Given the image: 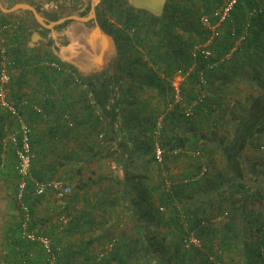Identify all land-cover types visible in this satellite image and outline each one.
Listing matches in <instances>:
<instances>
[{"label": "trees", "instance_id": "trees-1", "mask_svg": "<svg viewBox=\"0 0 264 264\" xmlns=\"http://www.w3.org/2000/svg\"><path fill=\"white\" fill-rule=\"evenodd\" d=\"M104 3L106 13L122 25L120 29L110 24L107 25L110 29L106 28L117 47L122 43V53L138 55L132 65L127 68L122 66V72L127 79L133 77V82L124 88L121 97L115 98L116 110H113L112 117H108L90 86L80 90L72 78L59 74L48 77V80L59 81L65 91L66 107L55 121L60 131L67 137L77 136L80 142H86L88 148L84 142L80 147L98 160H114L117 170L123 174L121 179L116 173L111 177L122 191L116 197L102 192L97 200L89 201V189L97 182L78 184L73 201L88 203L90 207L79 218H72L62 235L84 234L87 230L94 231L98 223L106 224L107 245H111L112 249L95 252L90 248L92 243L85 244L82 241L74 247L69 245L63 248L64 259L59 258L58 264H264V181L247 168L242 158L236 159L232 152L226 151L230 143L224 144V139L220 137L225 117H230L231 121L238 124V134L242 136H250L254 129L263 124V129L256 130L257 133L247 138L246 143L255 152L264 151V123L259 122L257 127H251L245 134L242 130L251 123V104L247 107L238 102L233 105L228 98L232 89L227 87L246 75L251 76V85L264 94V0H241L235 7L231 21L224 23V36L216 38L210 45L213 61L229 51L235 40L243 34L248 13H256L249 20L248 35L239 51L229 63L213 71L207 70L211 61L208 62L201 53L194 55L193 50L210 36L200 23L201 17L221 7L223 0H171L162 15L149 17L126 7V4H117L116 0H105ZM177 29H181V33ZM15 64L17 67L18 62L15 61ZM33 65L37 72L47 73L38 68L37 63ZM191 68L190 75L181 85L182 101L176 104L171 81L178 71L185 73ZM137 70L145 73L144 80H139L135 75ZM201 75L206 79L204 86L200 83ZM147 88L159 96L160 103L163 102L168 110L169 106L171 108L162 118V123L159 122L162 113L150 109L153 96L141 102L139 92L145 93ZM203 90L206 92L205 100L198 103L193 114L187 117L185 111ZM51 92L55 95L56 91ZM88 96L95 100L94 107L89 105ZM19 101L13 105L20 114L24 105H27L35 115L48 118L49 111L45 104L26 98ZM34 103L41 107L43 113L33 110ZM145 110L146 115L143 113ZM67 114L71 116L73 127L63 122ZM261 120L264 121V118ZM159 124L162 129L158 128ZM182 126L188 127L186 135L181 132L184 131ZM114 131L117 134L113 135ZM209 143L215 149H220L225 163L223 169L212 166L214 161L210 158L214 150L208 148ZM158 147L163 152L161 162L156 158ZM188 150V157L197 163L196 169L183 174L181 178L170 176L168 172L172 166ZM177 151L180 153L175 156ZM73 155L79 162L77 153ZM202 158L210 160L204 163L207 170L203 175V164L198 165ZM82 174L81 168H77L69 174V180L60 181L70 186L75 183V178L83 177ZM32 202L30 206L34 215ZM258 206L261 208L256 211L255 207ZM119 207L125 210L123 215L119 214ZM97 208H100L101 214L100 220L95 223L93 217ZM113 208L115 212L111 210ZM66 215L63 214L64 217ZM111 215L116 217L113 222L116 221L117 225L121 224L122 216L130 217L131 233L120 232L116 237L111 228L116 223L110 224L108 221ZM223 219L225 223L220 224L219 220ZM163 228L167 229L166 236L171 237L170 246L176 253V259L169 258L164 262L158 259V255L163 252L166 236L158 241L156 235ZM30 230L36 233L33 223ZM20 232L18 224L12 234H18L14 243L19 245L20 264H32L29 253L34 246H40L23 241ZM59 233L55 238V250L59 248ZM36 234L48 236L43 232ZM242 236H246L244 241L239 240ZM191 238L196 239L199 246L190 244ZM240 244L242 252H239ZM180 254L182 258H179ZM226 254L234 256L226 262ZM235 255L241 258L235 259ZM40 256V261L45 264L41 248Z\"/></svg>", "mask_w": 264, "mask_h": 264}, {"label": "crops", "instance_id": "crops-1", "mask_svg": "<svg viewBox=\"0 0 264 264\" xmlns=\"http://www.w3.org/2000/svg\"><path fill=\"white\" fill-rule=\"evenodd\" d=\"M90 1L0 0V30L6 28L5 34L10 56L14 61L18 62V66L12 73V80L8 89L9 102L18 104L22 98L30 101L36 100L38 104H45L46 110L49 111L48 118L40 117L35 115L30 107L23 104L24 108L21 112L23 119L32 130L31 139L34 154L32 175L36 179L47 181L55 179L69 180V174L76 171V167L78 168L80 162L76 161V155L74 156L73 153L83 151L80 146H82L84 141L80 142L77 136L67 137L64 132L60 131V126L56 125L55 121L59 118V114L64 111V107H66V96L64 95V88L60 86L59 81L49 82L48 77L58 73L47 72L45 73L47 75L42 74L34 69L33 64L45 60L63 64L76 71L87 86H90L87 83L88 80H92L91 85L97 86L96 81L99 80V76L106 77L111 75L116 62L118 65V51L117 56H115L110 50H105L106 45L102 43V37L96 39V50L94 52L87 45L89 32L94 27L92 21L72 18V16L81 17L82 12ZM68 9L73 12L68 14ZM37 14L40 19L45 20L46 24L56 23L60 19H65L64 23L70 24L65 29H58L64 30L63 34L62 32L60 33L61 35L59 33L51 34V30L47 29L43 24V20L41 19L42 22L37 20V18L39 19ZM47 19L52 20L49 22L46 21ZM95 22L96 24L98 23L97 15L95 16ZM101 29L111 36L105 28L101 27ZM87 50L91 53H87ZM100 84L99 86L102 88ZM52 90L56 91L57 94L55 92V95H52ZM98 100L108 117L111 118L112 111L110 112V106H113L111 98L105 99V101L111 102L110 106H106V108L99 98ZM107 102H105V105H107ZM17 130L18 127L13 119L6 111L0 110V192L4 191L6 193L0 196L1 212H4L11 199L16 201L19 177L16 174L17 159L15 148L9 142L7 145L3 142L8 134L16 133ZM115 134L117 133L115 132L113 135ZM84 146L88 148L86 142H84ZM89 150H91V142H89ZM72 155L73 157H71ZM7 190L9 193H7ZM33 202V225L36 233L43 232L52 238L54 237V239L58 234V222H53L54 219H52V214L50 213L56 208L61 211L62 207H70L75 210L79 204V201L75 203L73 199L67 203L66 199L60 201L52 193H48ZM17 226L18 224L16 223L14 227L4 225V244L5 242H10L9 237ZM14 236L18 237V234L14 233ZM10 246L12 247L13 255L18 258V250L13 249V246L9 243ZM34 262L32 258V263ZM39 264H42V262L40 261Z\"/></svg>", "mask_w": 264, "mask_h": 264}, {"label": "rangeland", "instance_id": "rangeland-1", "mask_svg": "<svg viewBox=\"0 0 264 264\" xmlns=\"http://www.w3.org/2000/svg\"><path fill=\"white\" fill-rule=\"evenodd\" d=\"M105 0L101 1L100 0H91L89 4H87V7H85L84 11L82 12L81 17H77V16H72V18H80L81 20H85V21H92V24L96 23L95 22V16L96 14H100V19L98 20V23H101L103 28H109L107 25H114L115 29H120L122 27L121 24H118L117 21L114 19V17L110 16L109 13H106V3H104ZM226 0H223V2H225ZM100 2V3H99ZM118 2V3H117ZM99 3V4H98ZM117 4H126L123 2V0H116ZM115 3V4H116ZM127 7V5H125ZM124 7V8H126ZM64 10V9H63ZM63 12V11H62ZM61 12V13H62ZM71 9H68V14H70ZM92 14V17H91ZM62 15V14H61ZM149 16V15H146ZM37 17L38 16L37 14ZM42 19V18H41ZM40 19V20H41ZM70 19V18H68ZM91 19V20H90ZM38 20V18H37ZM43 20V24L47 27V29L51 30L50 33H61L63 34L64 30H58V29H65V27L68 26V24L70 23H64L65 19H60L58 22L53 23L52 24H46L45 20ZM52 19H47L46 21L51 22ZM42 22V21H41ZM64 23V24H63ZM224 26V25H223ZM221 26L220 27V36L218 37L219 39L221 37L224 36L225 34V29L224 27ZM110 29V28H109ZM108 30V29H106ZM60 31V32H59ZM177 31H179V33H181V29H177ZM49 33V34H50ZM114 33V32H113ZM133 35V32L131 33ZM61 35V34H60ZM134 37V36H133ZM217 38V39H218ZM204 43V42H203ZM200 43L199 45L203 44ZM123 44L119 43L118 47L121 52L119 53L118 51V65L117 63H115V67L112 70L113 72L111 73V75L109 76H99V80L96 81L97 86H93L91 85L92 82L87 81L88 85L90 84L91 89L95 92L96 96H98V98L101 100V103L104 105V107L106 108V106H110L109 104L112 102V105L114 107V101L115 98L121 97V95L123 94L124 88H126V86L128 87V85H131V83L133 82L132 79L133 77H130L127 79L126 75L124 74V72H122V66L124 65V67H129L130 65H132V62L136 59V57H138V55L136 54H130V53H122L123 50ZM195 55V52L193 53ZM121 59V61H120ZM229 63V62H227ZM226 63V64H227ZM137 66V65H136ZM135 75L138 77L139 80H144L145 78V73L144 72H140V70H137L134 72ZM144 73V74H143ZM248 74H250V72H247ZM184 82L186 81V78L184 79ZM183 82V83H184ZM101 83V84H100ZM103 83V84H102ZM252 81H251V76L247 77L246 75L241 78V80H236L232 83H229L227 85V87H231L232 91L229 94L230 97L229 101L234 105L235 103H242L244 106H248L251 104V123L250 124H246L245 125V129H243L242 131L246 134L247 130H251V127H257L259 122H263L261 120V118H264V94H262V90L260 89H256L255 87H253V85H251ZM99 84L102 86V88L99 86ZM253 84V83H252ZM136 87V86H134ZM199 88H196V90H198ZM109 92V93H107ZM139 92V91H138ZM110 94L111 98V102H107L105 101V99H109L108 96ZM140 99L142 100L141 102H145L147 101L146 99H148L150 96H153V98L150 101V109H154L156 113H162V115L159 117L161 118V120H159V122L162 123V118H164V116L166 115V113L171 110L170 106H169V110L164 106V103H160V98L159 96L155 95V93L153 91H151L150 89H146V92H139ZM107 97V98H106ZM164 101V100H163ZM254 101V102H252ZM105 102H107L105 105ZM140 105V104H139ZM141 106V105H140ZM112 106H110V112L114 113L113 110H116L115 107L114 109H111ZM144 115L147 114V111L145 110ZM226 119V124L224 123V125L221 128L220 131V137L221 139H224V144H228L230 143L229 147H227L226 151L232 152L235 155V158L238 159L239 157L242 158V162L245 163V165H247V168L254 173L255 176L259 177V179L261 181H264V151L262 153L259 152H255L250 145H248L247 142V138H252L253 135H255L257 133L256 130H261L263 129L262 125L261 127H259L258 129H254L251 133L250 136H242L243 134H238V124L233 120L231 121L230 117H225ZM261 120V121H260ZM240 121V120H239ZM183 127V126H182ZM188 127L184 126L182 129H184V131L182 130L181 132H183V134H187V129ZM209 136V135H208ZM210 138V137H208ZM210 144V143H209ZM234 146V147H233ZM209 149H213L214 153L211 156L210 160L213 162L214 164L212 166H216L217 169H223L224 168V157L222 155V153L220 152L219 148L215 149V146L213 145H209L208 146ZM180 152L177 151L175 152V156H178L177 154H179ZM185 155H181L179 156L178 161L176 162V164H174L172 166V168L170 169V176L172 175L173 177L176 178H181L182 176H184L183 174H188L189 171L196 169L197 167V163L194 161L193 158H189V154L190 151L188 150L187 153H184ZM77 155L79 156V160L81 162H79L78 168H81L82 170V176L83 177H77L75 178V183L73 185H70L72 187V193L70 196H68L66 198V203L70 202L73 199V193L76 191V187H78V184H82V182L85 181H95L97 182L94 185H91V188L89 189V193L87 194V200L89 201H95L97 200V196L99 195V193L105 192L108 195H111V197H116V196H120L121 195V188L118 187L116 185V183L113 182V180L111 179L112 175L114 173H116V175L119 177V179H121L122 177V172L117 170V165L116 162L112 159H108V158H102V160H98L96 157H93V155L88 152L85 153V151H81L78 152ZM245 156V159H244ZM235 159V160H236ZM210 160L207 161L206 158H202V161L198 162V165H202V169L203 171L207 170L206 166H204V163L210 162ZM205 161V162H204ZM241 161V159H240ZM77 169V167H76ZM243 169V168H242ZM247 169V170H248ZM211 170V167H210ZM248 170V171H249ZM244 174V172H243ZM83 179V181H81ZM81 181V182H80ZM7 193L8 190H7ZM1 194H6L4 191L0 192V196ZM8 203V202H6ZM8 206V208H7ZM6 206V209H4V212L0 211V264H20L19 258H17L16 256L13 255L12 252V247H9V243L13 246V249L15 248V250L19 251V245L15 244L14 242L16 241L14 234H12L9 237L10 242H4V237H5V232H4V225L6 224L7 226L11 225L12 227H14L15 223L19 224V217H20V212H19V206L17 201L11 199L9 201V204ZM89 204L79 201V204L77 205V208L75 210H73V208L70 207H62L61 211L57 210V208L50 214H52V219L53 222H58V228L57 230L60 232L59 233V237H60V243H58V247L61 249V254L59 256L60 259H64V255H63V248H67V246L71 245L72 247H74L75 245H77L78 243H81L82 241L87 244V243H92L90 248H93V250L95 252H100L102 251V249L104 250H108L110 249V245L108 246V239H106V224L103 225L102 223H98V220H100V214L101 211L99 210L100 208H97L95 211V215L93 217V221H95V223H98L94 229V231L92 230H87V232H85L84 234H74L73 236H63L62 233L64 232L63 229L65 228V226H63L64 224L61 223V215L63 216V214H67L66 219L69 221H71L72 218H75V216H77L78 218L81 216L82 213H86L89 210ZM118 207V206H116ZM261 207H255L256 211H258ZM67 213H66V211ZM114 210L115 209H111ZM118 211L119 214L121 213V215H123V213H125V210L122 207H119ZM2 213V214H1ZM109 213H111L110 209H109ZM112 218L108 221H110V224H114L116 223L113 222V219L116 220V217L111 215ZM122 222L120 225L114 224V226L111 228L113 229V232L115 234V236L117 237V235L120 234V232L123 234L125 233V231H129L131 233V219L130 217L127 218L125 216H122ZM34 218V215H33ZM220 224H224L225 223V219H223L222 221L219 220ZM241 226V224H240ZM6 231V229H5ZM168 233L167 229L163 228L161 230V232L156 233L158 241H160V239H162L163 237L166 236V234ZM61 234V235H60ZM48 235V234H47ZM50 236V235H48ZM50 238L53 241V243H55V239L54 237L52 238L50 236ZM6 239V238H5ZM246 239V236H242L241 238H239V240L244 241ZM75 243V244H74ZM172 243V239L170 236H166V240H164V248H163V252L161 254L158 255V259H160L161 261H166L169 258L172 259H176L175 256V250L174 248H171L170 244ZM241 245L240 244V250L239 252H242L241 249ZM170 246V249H168V247ZM77 247V246H76ZM30 256L31 258L34 259V263L32 264H39L41 256H40V248L38 246H34L33 249H31L30 251ZM233 255H225V261L227 262V259H231ZM197 257V256H196ZM179 258H182V255H179ZM235 259L237 258H241V257H237V255H235L234 257ZM187 259V258H186ZM185 259V260H186ZM199 261V260H198ZM197 261V262H198Z\"/></svg>", "mask_w": 264, "mask_h": 264}, {"label": "built area", "instance_id": "built-area-1", "mask_svg": "<svg viewBox=\"0 0 264 264\" xmlns=\"http://www.w3.org/2000/svg\"><path fill=\"white\" fill-rule=\"evenodd\" d=\"M241 0H226L221 7L214 10L210 15H204L201 17L200 23L204 29H206L210 36L201 45L195 46L193 53L195 55L201 53L204 55L207 61H211L207 66L208 71L225 65L230 62L232 58L241 48L242 42L248 35L249 20L255 15V11H251L246 16L245 30L243 34L237 38L232 48L221 55L218 60L213 61V52L210 50L212 42L220 36V27L224 23L231 21L232 14L235 7L239 5ZM6 28L0 30V110H4L13 119L18 130L16 133L8 134L4 139V144L8 142L15 148V155L17 159L16 174L19 177L16 189V201L19 206V226L21 239L27 243L38 244L42 249L45 257V264H58L61 249L55 250L53 240L44 235H37L35 232L30 230L31 224L33 223V215L31 210V202L35 199L46 196L48 193H52L56 199L64 201L72 193V187L66 184L64 181L52 180V181H41L33 177L32 165L34 160V154L32 149V130L27 122L23 119L19 109L9 102L8 89L12 79V73L16 68L15 61L10 56L8 49V41L6 37ZM235 36V32L232 33ZM38 68L45 70L46 72H55L64 77H70L73 79L75 86L80 90H85L86 84L78 75V73L69 67L52 61H41L36 65ZM192 71V68L186 71H178L171 81V85L174 91L175 103L182 101L181 97V85L184 82L183 78H187ZM200 83L202 86L206 85L205 76H200ZM206 92L203 90L197 96V100L185 111L186 116L189 117L193 114V109L198 103H202L205 100ZM89 105L95 106V100L88 96ZM33 110L37 113H43L41 107L34 103ZM99 115V113H97ZM63 122L69 127H73V122L70 115H65ZM159 129H162L161 124L158 125ZM162 150L158 147L156 149V158L159 162L162 161ZM203 171L202 175L204 174ZM61 223L65 226L68 223L66 217H62ZM190 244L199 246V242L191 238ZM189 244V245H190ZM112 249L110 245L109 251Z\"/></svg>", "mask_w": 264, "mask_h": 264}, {"label": "water", "instance_id": "water-1", "mask_svg": "<svg viewBox=\"0 0 264 264\" xmlns=\"http://www.w3.org/2000/svg\"><path fill=\"white\" fill-rule=\"evenodd\" d=\"M166 0H128V3L131 7L137 10H144L151 12L153 15L160 16L164 11V5ZM85 21V20H84ZM92 31L89 32L87 39V45L91 51L96 50L95 41L99 37H102V43L106 45L105 50H110L115 56H117V48L114 39L107 35L102 29L101 26L97 23L93 24ZM88 53V52H87ZM71 62L70 60H66Z\"/></svg>", "mask_w": 264, "mask_h": 264}, {"label": "flooded vegetation", "instance_id": "flooded-vegetation-1", "mask_svg": "<svg viewBox=\"0 0 264 264\" xmlns=\"http://www.w3.org/2000/svg\"><path fill=\"white\" fill-rule=\"evenodd\" d=\"M101 1H103V0H101ZM123 2L126 3L127 7L131 8V9L133 8V7H131V6L129 5L128 0H123ZM170 2H171V0H166L165 5H164V11H165L166 6H168ZM133 9H134V8H133ZM136 10H137V9H136ZM137 11L143 12L144 14L149 15V16H152V15H153L151 12H148V11H144V10H137ZM164 11L162 12V14L164 13ZM162 14H161V15H162ZM96 15H97V22H99L98 20L100 19L101 16H100V14H98V13H97ZM149 16H148V17H149ZM154 16H156V15H154ZM99 25H100L101 27H103L101 23H99ZM115 62H116V61H115ZM116 63H117V62H116ZM88 81L91 82L92 80H88Z\"/></svg>", "mask_w": 264, "mask_h": 264}, {"label": "bare ground", "instance_id": "bare-ground-1", "mask_svg": "<svg viewBox=\"0 0 264 264\" xmlns=\"http://www.w3.org/2000/svg\"><path fill=\"white\" fill-rule=\"evenodd\" d=\"M91 15H92V14H91ZM38 20H39V21H41L40 19H38ZM87 52H88V53H91V52H90V51H88V50H87ZM92 52H94V51L92 50Z\"/></svg>", "mask_w": 264, "mask_h": 264}]
</instances>
